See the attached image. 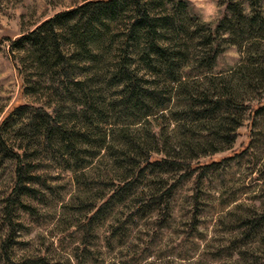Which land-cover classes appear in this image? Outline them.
<instances>
[{"label": "trees", "instance_id": "16d2710c", "mask_svg": "<svg viewBox=\"0 0 264 264\" xmlns=\"http://www.w3.org/2000/svg\"><path fill=\"white\" fill-rule=\"evenodd\" d=\"M159 12L158 0H84L9 42L21 92L31 102L12 107L0 121V163L12 164L1 219L8 228L0 242L7 264L13 219L29 209L23 198L35 197L31 186L41 183L37 170L43 157L74 175H94L91 181L74 180L75 212L85 215L77 227H69L81 231L84 250L87 237L105 220L114 216L106 242L122 244L128 221L163 211L172 190L200 171L192 180L197 193L207 170L241 156L197 163L230 150L243 122L264 112V101L245 104L244 97L258 100L264 68L207 78L218 48L212 32L198 45V74L185 79L179 74L189 55L183 41L191 40L187 33L179 38L184 29L179 17ZM230 12L247 32L263 31L259 13L245 17L235 7ZM227 24L236 35L234 25ZM99 165L101 171L94 173ZM120 208L130 209L124 220L116 217Z\"/></svg>", "mask_w": 264, "mask_h": 264}, {"label": "rangeland", "instance_id": "374dc122", "mask_svg": "<svg viewBox=\"0 0 264 264\" xmlns=\"http://www.w3.org/2000/svg\"><path fill=\"white\" fill-rule=\"evenodd\" d=\"M83 1L0 0V121L12 107L31 102L21 92L17 64L8 52L9 42ZM158 1L163 8L159 15L179 17L184 28L179 38L187 33L185 37L191 40L183 41L189 47V55L179 74L185 79L198 74L195 70L198 45L201 37L212 32L217 33L218 48L211 70L206 68L210 71L207 78L220 80L238 76L249 67L264 68V29L260 34L256 29L247 32L231 20L230 12L235 7L250 17L255 11L264 20V0ZM210 3H215L219 12L216 18L205 22L204 8ZM227 23L234 25L236 35ZM240 30L247 34L240 36ZM211 41L215 42L214 38ZM244 97L245 104H255L264 101V91L257 101L251 94ZM233 154L241 156L226 160L202 175L197 193L192 189V180L200 171L172 190L163 211L124 224L122 244L117 240L106 242L108 230L113 227L112 216L87 237L84 250L80 244L81 231L74 230L85 215L84 211L75 212L74 180L79 176L82 181H91L94 175H74L43 157L37 170L41 183L31 186L37 191L35 197H24L29 209L17 211L13 219L12 260L8 264H264V220L258 221L264 213V112L256 115L253 122H243L230 150L203 157L197 163L209 164ZM11 166L9 161L0 163V242L8 232L1 219L11 186ZM99 170L100 165L94 173ZM171 179L167 178L168 185ZM129 211L120 208L116 217L124 220ZM243 219L247 221L245 226L239 223ZM0 264H7L1 252Z\"/></svg>", "mask_w": 264, "mask_h": 264}, {"label": "clouds", "instance_id": "9594fccd", "mask_svg": "<svg viewBox=\"0 0 264 264\" xmlns=\"http://www.w3.org/2000/svg\"><path fill=\"white\" fill-rule=\"evenodd\" d=\"M218 8L215 3H210L204 8V21L209 22L218 15Z\"/></svg>", "mask_w": 264, "mask_h": 264}]
</instances>
